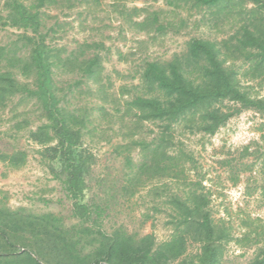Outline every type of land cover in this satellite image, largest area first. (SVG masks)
<instances>
[{
    "label": "trees",
    "instance_id": "16d2710c",
    "mask_svg": "<svg viewBox=\"0 0 264 264\" xmlns=\"http://www.w3.org/2000/svg\"><path fill=\"white\" fill-rule=\"evenodd\" d=\"M103 1L0 0V33L16 31L14 38L0 43V109L13 104L18 113L17 106L25 105L16 118V128L25 129L28 139L40 147L38 161L61 185L75 220L69 225L53 213L12 210L0 203V264H224L231 234L214 222L209 197L197 189L186 198H169L173 235L164 242H157L153 235L130 234L123 227L106 231L104 218L111 201L99 204L87 199L96 160L86 146V138L93 132L94 108L77 106L75 100L86 81L100 76L103 46L85 42L71 52L61 49L52 37L58 24L48 27L47 18L50 10L96 7ZM166 1L175 7L191 4L214 10V15L252 5L228 51L233 49L244 59L248 66L245 75H264V0ZM222 55L220 44L195 38L172 61L145 64L141 80L148 95L129 100L127 111L137 125L159 124L160 130L150 141L137 140L127 146L139 151L140 161L135 164L126 158L130 174L119 193H133L146 177L182 174L181 165L194 159L184 149L169 155L177 145L178 130L213 136L243 111L264 117V98L241 87L239 72L226 66ZM60 71L79 79L62 85L57 80ZM29 157L26 150L0 152V163L17 170ZM190 238L200 244V252L193 260H181ZM248 264H264V246Z\"/></svg>",
    "mask_w": 264,
    "mask_h": 264
},
{
    "label": "rangeland",
    "instance_id": "374dc122",
    "mask_svg": "<svg viewBox=\"0 0 264 264\" xmlns=\"http://www.w3.org/2000/svg\"><path fill=\"white\" fill-rule=\"evenodd\" d=\"M252 8L247 5L233 13L214 15V10L191 4L175 7L166 0H105L96 7L48 11L47 26L58 24L57 33L52 34L54 45L69 52L85 42L103 46L99 51L101 74L86 81L75 104L94 108L93 132L86 138V146L96 160L88 179L87 199L99 204L111 201L104 218L106 231L123 227L133 235H153L157 242L168 241L173 235L169 198H186L188 192L197 189L209 197L214 222L231 234L224 264H248L264 246V117L253 111L233 117L213 136L178 130L177 145L169 155L184 149L194 159L181 165L182 174L146 177L133 193L118 192L130 174L126 158L135 164L140 161L139 151L127 146L137 140L150 141L160 130L159 124L137 125L127 111L129 100L148 95L141 80L147 62H170L184 54L187 43L195 38L216 42L226 66L239 72L241 87L254 97L264 98V75H245L248 66L244 59L233 49L228 51L244 24L243 15ZM15 33L12 29L1 32L0 43L14 38ZM57 78L62 85L79 79L61 71ZM24 106H17L18 113L13 104L0 109V152L26 150L30 154L21 169L0 163V203L12 210L53 213L73 225L71 201L39 163L36 152L40 147L28 139L25 129L16 128V118ZM199 252L200 244L190 238L181 260H193Z\"/></svg>",
    "mask_w": 264,
    "mask_h": 264
}]
</instances>
